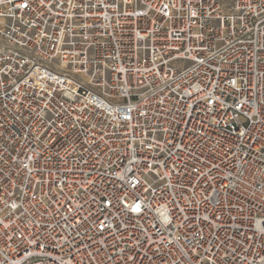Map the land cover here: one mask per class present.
I'll use <instances>...</instances> for the list:
<instances>
[{"label": "built area", "instance_id": "obj_1", "mask_svg": "<svg viewBox=\"0 0 264 264\" xmlns=\"http://www.w3.org/2000/svg\"><path fill=\"white\" fill-rule=\"evenodd\" d=\"M0 264H264V0H0Z\"/></svg>", "mask_w": 264, "mask_h": 264}]
</instances>
